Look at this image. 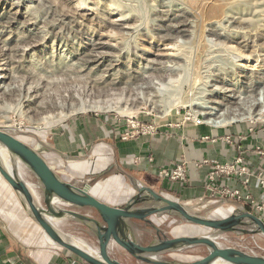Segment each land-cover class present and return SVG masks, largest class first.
Here are the masks:
<instances>
[{
	"label": "rangeland",
	"instance_id": "rangeland-1",
	"mask_svg": "<svg viewBox=\"0 0 264 264\" xmlns=\"http://www.w3.org/2000/svg\"><path fill=\"white\" fill-rule=\"evenodd\" d=\"M90 113L111 115L126 129L138 122L160 128L186 113L207 125H264V0H0V127L44 149L49 127ZM204 204L188 206L208 217L230 213ZM136 223V239L153 241L155 230ZM164 231L210 233L180 218ZM69 233L98 248L86 229ZM216 239L264 254L261 234ZM111 252L149 264L115 243ZM208 252L199 245L154 258L189 262Z\"/></svg>",
	"mask_w": 264,
	"mask_h": 264
},
{
	"label": "crops",
	"instance_id": "crops-1",
	"mask_svg": "<svg viewBox=\"0 0 264 264\" xmlns=\"http://www.w3.org/2000/svg\"><path fill=\"white\" fill-rule=\"evenodd\" d=\"M49 128V141L42 143L44 149H38L47 162L53 168H62L58 173L68 182L88 184L92 195L118 207L125 206L142 189L145 197L160 194L192 206L206 202L214 204L210 208L220 214L231 212L237 205L235 199L211 198L207 179L211 164L201 162L209 159L225 164L240 156L249 169V184L242 186L239 178L232 177L218 184L250 194L263 210H256L246 200L241 203L264 220V188L259 178V173L264 177V154L258 150L260 147L264 151L262 124L256 128L248 123L196 125L177 119L164 122L154 134L123 140L124 122L108 114L90 113L70 116ZM182 160L187 163L186 181L171 182L159 175L161 169L172 168ZM142 204L140 198L135 200L136 206ZM61 226L67 232L85 230L75 221ZM0 264H88L53 244L1 175Z\"/></svg>",
	"mask_w": 264,
	"mask_h": 264
},
{
	"label": "water",
	"instance_id": "water-1",
	"mask_svg": "<svg viewBox=\"0 0 264 264\" xmlns=\"http://www.w3.org/2000/svg\"><path fill=\"white\" fill-rule=\"evenodd\" d=\"M6 154V163L3 155ZM25 169L35 180L32 185L25 178ZM0 175L17 193L24 209L56 246L62 247L88 264H126L111 252V245L124 248L137 260L149 264H264V254L236 246H224L217 237L225 233L261 234L264 220L244 204H237L227 216L208 217L195 212L177 200L160 194H140L123 207L110 205L89 192L88 184L75 185L65 180L45 159L36 146L0 127ZM141 199L142 205H135ZM97 212L91 215L87 210ZM210 230L205 235L168 237L164 227L173 219ZM75 221L96 237L98 248L88 245L83 238L67 232L61 225ZM136 221L149 225L156 237L144 245L136 239ZM81 243V244H80ZM83 244V245H82ZM204 245L209 252L189 262L158 260L165 252L183 251Z\"/></svg>",
	"mask_w": 264,
	"mask_h": 264
},
{
	"label": "built area",
	"instance_id": "built-area-1",
	"mask_svg": "<svg viewBox=\"0 0 264 264\" xmlns=\"http://www.w3.org/2000/svg\"><path fill=\"white\" fill-rule=\"evenodd\" d=\"M182 122H193L196 125L205 124L206 121L202 117L194 116L191 113H186L181 120ZM133 128L124 129L121 134L123 140L135 138L141 130L143 134H154L159 128L158 124L132 123ZM134 130V128H136ZM259 153L264 154V151L258 147ZM201 164H211V169L208 173V187L211 192V198H233L239 202L249 201L255 206L256 210H263L261 204L251 199L250 194L244 193L240 188H230L228 186L220 187L218 181L223 178H239L242 186H246L250 182L249 169L244 163V159L237 156L230 163H211L209 159H204ZM187 163L185 160L179 161L172 168H163L159 171V175L171 182H184L187 179ZM260 184L264 188V177L259 173Z\"/></svg>",
	"mask_w": 264,
	"mask_h": 264
},
{
	"label": "bare ground",
	"instance_id": "bare-ground-1",
	"mask_svg": "<svg viewBox=\"0 0 264 264\" xmlns=\"http://www.w3.org/2000/svg\"><path fill=\"white\" fill-rule=\"evenodd\" d=\"M235 57H236V60H238V58H239L240 56L237 55V56H235ZM250 59H251L250 57H246V58L244 59V62H246V63L248 62V63H249V62H250ZM242 61H243V60H242ZM241 64H243V62H242ZM243 65L246 66L245 63H244ZM247 65H248V64H247ZM214 120H215V121H214L215 123H220V122H222L221 120H216V119H214ZM2 155H3V158H4L5 162H6V163H9V162H8V158H7V155H6L5 153L2 154ZM227 210H228V208H227ZM80 244H81V243H80ZM82 245H83V244H82Z\"/></svg>",
	"mask_w": 264,
	"mask_h": 264
},
{
	"label": "flooded vegetation",
	"instance_id": "flooded-vegetation-1",
	"mask_svg": "<svg viewBox=\"0 0 264 264\" xmlns=\"http://www.w3.org/2000/svg\"><path fill=\"white\" fill-rule=\"evenodd\" d=\"M141 225H142V227H144L145 229L150 227L149 225H145L144 223H142Z\"/></svg>",
	"mask_w": 264,
	"mask_h": 264
}]
</instances>
